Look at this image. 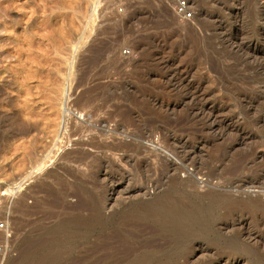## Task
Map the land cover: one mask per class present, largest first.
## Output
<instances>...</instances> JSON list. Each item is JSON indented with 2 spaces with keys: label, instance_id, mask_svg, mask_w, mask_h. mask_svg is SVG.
Listing matches in <instances>:
<instances>
[{
  "label": "rangeland",
  "instance_id": "374dc122",
  "mask_svg": "<svg viewBox=\"0 0 264 264\" xmlns=\"http://www.w3.org/2000/svg\"><path fill=\"white\" fill-rule=\"evenodd\" d=\"M188 3L0 0L6 264H264V0Z\"/></svg>",
  "mask_w": 264,
  "mask_h": 264
},
{
  "label": "built area",
  "instance_id": "2783aa9c",
  "mask_svg": "<svg viewBox=\"0 0 264 264\" xmlns=\"http://www.w3.org/2000/svg\"><path fill=\"white\" fill-rule=\"evenodd\" d=\"M167 2L172 3L175 12L184 19H188L193 15L188 0H167ZM26 182L27 179L24 178L13 184L14 192L22 189ZM8 198L11 203L14 194H10ZM15 218L16 214L12 205L9 206L8 211L0 210V264H6L11 257L18 255L21 233L16 226Z\"/></svg>",
  "mask_w": 264,
  "mask_h": 264
},
{
  "label": "bare ground",
  "instance_id": "6f19581e",
  "mask_svg": "<svg viewBox=\"0 0 264 264\" xmlns=\"http://www.w3.org/2000/svg\"><path fill=\"white\" fill-rule=\"evenodd\" d=\"M76 1V0H75ZM75 3V2H74ZM70 4V3H69ZM65 9V8H64ZM68 9V8H67ZM73 11V10H72ZM93 14V13H92ZM70 18V17H69ZM81 18V17H80ZM48 24V23H47ZM44 28V27H43ZM47 34H49V33H47ZM44 37V36H43ZM29 44V43H28ZM25 46V45H24ZM28 47V46H27ZM41 47V46H40ZM31 48H33V47H31ZM27 49H29V48H27ZM39 49H41V48H39ZM44 50V49H43ZM41 51V50H40ZM57 52V51H56ZM20 53V52H19ZM49 53V52H48ZM31 55V54H30ZM119 58V57H118ZM32 60V59H31ZM35 60V59H34ZM119 61V60H118ZM117 62V61H116ZM120 63V62H119ZM119 66V65H118ZM117 69V68H116ZM122 69V68H121ZM121 71V70H120ZM116 110V109H115ZM81 154H83L84 152L82 151V150H80L79 151ZM85 154V153H84ZM88 155V154H87ZM83 156V155H82ZM80 162H81V160H80ZM20 242H21V240H20ZM20 242H19V245H20ZM12 258V257H11ZM10 258V259H11Z\"/></svg>",
  "mask_w": 264,
  "mask_h": 264
}]
</instances>
